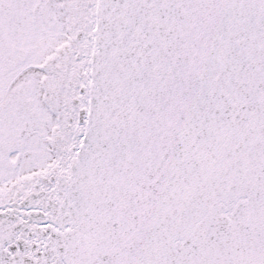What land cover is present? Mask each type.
<instances>
[{
    "label": "snow or ice",
    "instance_id": "6c2138e0",
    "mask_svg": "<svg viewBox=\"0 0 264 264\" xmlns=\"http://www.w3.org/2000/svg\"><path fill=\"white\" fill-rule=\"evenodd\" d=\"M0 264H264V0H0Z\"/></svg>",
    "mask_w": 264,
    "mask_h": 264
}]
</instances>
